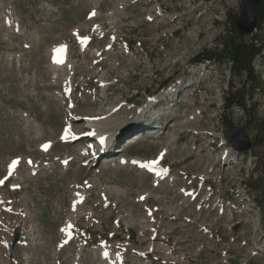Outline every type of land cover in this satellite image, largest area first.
Returning <instances> with one entry per match:
<instances>
[{"label":"rangeland","instance_id":"obj_1","mask_svg":"<svg viewBox=\"0 0 264 264\" xmlns=\"http://www.w3.org/2000/svg\"><path fill=\"white\" fill-rule=\"evenodd\" d=\"M242 1L0 0V264H264V133L236 110L223 126L229 64L198 63L222 49ZM61 44L70 58L49 69ZM253 69L264 86V51ZM66 96L84 100L73 129L117 109L109 154L91 158L92 138L60 143ZM253 100L264 121V96ZM239 130L247 152L227 140ZM157 160L161 179L141 166Z\"/></svg>","mask_w":264,"mask_h":264},{"label":"trees","instance_id":"obj_2","mask_svg":"<svg viewBox=\"0 0 264 264\" xmlns=\"http://www.w3.org/2000/svg\"><path fill=\"white\" fill-rule=\"evenodd\" d=\"M256 16V31H259V34L251 35L249 41L244 42V37H238L234 31L236 18L233 17L228 22L230 34L227 39L222 40V49L215 53L205 54L199 63H213L222 66L229 64L230 82H228L229 87L223 98L221 123L225 128H231V124L224 121L225 113L236 110L241 114L243 124L256 131L258 135V133H264V121L257 120L259 104L253 99L255 93L264 96V86L262 78L253 69V62L264 51V0H259ZM252 177L253 174L250 178Z\"/></svg>","mask_w":264,"mask_h":264},{"label":"bare ground","instance_id":"obj_3","mask_svg":"<svg viewBox=\"0 0 264 264\" xmlns=\"http://www.w3.org/2000/svg\"><path fill=\"white\" fill-rule=\"evenodd\" d=\"M92 18L93 17H91L90 18V20L92 21ZM94 19V18H93ZM93 22V21H92ZM68 35L69 36H76V34H72V33H69L68 32ZM68 40H70V37H69V39ZM88 40V39H87ZM83 39L81 40V46H80V49L84 52L85 51V46L82 44L83 42ZM51 51H52V53H53V59L51 60V62H50V64L52 65H49L48 67H49V69H52V70H58V69H62L63 68V66L64 65H66L65 63H66V60H67V58H70L69 57V49L67 50V48L65 47V45L64 44H61V45H57V46H53L52 47V49H51ZM83 55L85 56V53H83ZM99 55H101V53L99 54ZM84 59H86L85 57H83ZM69 65L70 64H68V67H69ZM117 65H119V63L118 64H116V66H114V65H112L113 66V68L114 69H116L117 68ZM119 68H121V67H119ZM89 69V67H87L86 66V68L85 69H83V70H81V71H79V72H82V71H86V70H88ZM74 72H76V73H79L78 71H76L75 69H74ZM54 78H56V75H54ZM70 78H71V76H66V78H65V80H64V82H62V86H63V88L65 89V91H68V90H70V95L71 94H74L75 92H76V90L74 89V88H78L79 90H80V87L79 86H76V85H73V83H72V81H70ZM94 79V78H93ZM101 79V78H100ZM118 81H119V79H118ZM101 83H102V87H103V93H108V92H110V91H112V87L111 86H109L107 83H106V80H104V79H101V81H100ZM168 80L166 81V82H164V83H162L163 84V86H167L168 85ZM183 83L181 82V81H179V82H177V84H176V89H177V87H179V86H181ZM108 85V86H107ZM108 87L110 88L109 90H108ZM68 93V92H67ZM67 97V96H66ZM85 98H92V100H96V99H98V98H95V96H93V95H91V96H88V97H84V100H85ZM106 98V97H105ZM83 99V98H82ZM78 100L77 98H73V99H71V97H67V100H70L69 101V104L70 103H72V104H74V105H71V107H72V109L70 110V111H68V115L66 116V119H67V127L71 130V132H70V134L69 133H66V132H62L63 134H61V136H60V138L62 139V137H65V138H68V139H71V138H74V136H77V135H82V139H90V138H92V137H94V139L95 138H105L106 139V144H109V142H114V141H117V137H115L117 134L116 133H113V131H111V128H113V126H114V124H115V122H116V114L118 113V111H116L117 109H111V110H109V112L108 113H104V112H106V111H108V110H106V111H104L103 112V114H101V115H104V116H99V117H95L96 115H94V117L93 116H87V117H85V120H86V130H78L79 128H76V129H73V127L71 128V126L70 125H72V124H74V122H75V119H77V118H75V116H76V114H73V113H76V111H77V107H78V103L76 102V101H78V102H83L84 100ZM98 100H106V99H103V97L101 98V99H98ZM86 106H88L87 104H86ZM99 111L97 112V113H100V112H102V110H101V108H99L98 109ZM116 113V114H115ZM140 113H142V112H140ZM72 114V115H71ZM113 114H115V115H113ZM75 115V116H74ZM85 115H90V114H85ZM141 115V114H140ZM142 119L143 120H145L146 118L145 117H142ZM155 119H157V118H155ZM142 126V125H141ZM75 128V127H74ZM84 129V128H83ZM72 130H74V131H72ZM78 130V132H76ZM108 130V131H107ZM118 130V129H117ZM117 132V131H116ZM113 134V135H112ZM121 134V133H120ZM74 135V136H73ZM120 136V135H119ZM141 137L143 138V134L141 135ZM141 137H139V138H137V140L136 141H139V140H141ZM108 149V146H107V148L105 149V150H107ZM112 149V148H111ZM103 151V154L102 155H107V154H109L110 153V150L109 151ZM94 152L92 153V155L90 156V157H94V156H97V154H98V150H93ZM77 156H81V153H78L77 154ZM227 157H228V155H226V157H225V155H223V157H222V160H220V161H224V160H226V162H228V159H227ZM162 161V160H161ZM161 161H159V160H157L156 162H153V163H150V164H147V165H151V166H153V167H155V170H158L159 168H158V166H160L161 165ZM61 167L60 168H62L63 169V171H65L66 170V162H61ZM46 167H50L49 169L50 170H53V171H55V169H52V168H54V166H49V165H47ZM155 170H154V172L153 173H155ZM166 175V170H163L162 172H161V175L157 178V179H161V178H164V176ZM156 178V177H155ZM204 180H206V179H204ZM203 180V181H204ZM210 182V180L209 179H207V181L205 182H203V185H205L206 183H209ZM182 194H184V192H182ZM190 196H193L192 194L190 195ZM193 201H195V199H193ZM192 202V201H191ZM209 199L208 198H206L203 202H201L202 203V205H205V204H209ZM200 203V204H201ZM191 205H194V203H191ZM202 205H199L198 206V209L199 210H197V212H202L203 210H205V209H203V210H201L202 209ZM192 211H196V210H193L192 208H190ZM60 235L61 236H64L65 237V239L68 241L69 240V236H70V232L67 230V229H63V231H62V234L60 233ZM231 235H234V234H230V235H226V236H223L222 238L223 239H228V238H230V239H233L234 241H237V240H235L234 239V237H231ZM224 237H228V238H224ZM238 239H239V237H238Z\"/></svg>","mask_w":264,"mask_h":264},{"label":"water","instance_id":"obj_4","mask_svg":"<svg viewBox=\"0 0 264 264\" xmlns=\"http://www.w3.org/2000/svg\"><path fill=\"white\" fill-rule=\"evenodd\" d=\"M259 4V0H243L239 15L235 22V30L239 36H249L254 33L257 25L256 8ZM228 141L232 148L239 153L248 151L252 144L246 138L243 130L235 132L228 137ZM236 144V145H235ZM19 240V233L16 231L13 234V240L11 244V251L14 250Z\"/></svg>","mask_w":264,"mask_h":264},{"label":"snow or ice","instance_id":"obj_5","mask_svg":"<svg viewBox=\"0 0 264 264\" xmlns=\"http://www.w3.org/2000/svg\"><path fill=\"white\" fill-rule=\"evenodd\" d=\"M93 15H95V13H93ZM87 39H88L87 37H84L82 42L87 41ZM48 147H49V145H44L45 150ZM17 163H18V161H13L11 167H15ZM29 163H31V161H29ZM144 167H151V165H144ZM0 183H3V181H0ZM141 199H143V197Z\"/></svg>","mask_w":264,"mask_h":264}]
</instances>
